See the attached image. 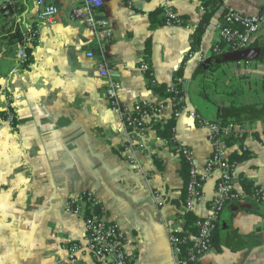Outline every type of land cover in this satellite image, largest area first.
Here are the masks:
<instances>
[{
  "label": "crops",
  "instance_id": "0c3cea01",
  "mask_svg": "<svg viewBox=\"0 0 264 264\" xmlns=\"http://www.w3.org/2000/svg\"><path fill=\"white\" fill-rule=\"evenodd\" d=\"M79 1L52 0L60 10L53 23L38 28L28 64L20 61L21 46L10 34H0V85L22 95L12 108V122L0 123V264H93L86 254L70 263L62 248L83 236L82 219L65 213L63 203L86 190L95 192L125 231L127 251L137 264H175L167 224L173 222L178 230L185 224L182 155L153 127L137 137L118 121L105 96L98 62L104 59L121 71L123 106L142 100L165 102L167 98L151 85L167 89L176 77L183 78L185 108L175 119L174 141L192 151L199 173L212 147L209 131L189 115L196 107H207L193 100L190 92L213 106L206 110L207 118L245 121L242 144L250 155L237 162L234 183L240 194L248 193L242 179L264 190L263 120L248 121L243 109L221 111L232 100L261 104L264 109V61L222 63L207 74L217 79V85L206 87L195 77L200 63L187 56L194 51L193 32L207 13L212 12L196 49L205 60L214 56L215 22L222 8L264 16V0H132L131 5L126 0H103L98 13L111 22L113 35L101 44L82 21L71 19L70 9ZM15 3L23 20L34 18L32 0ZM164 8L174 10L190 27L165 22L151 27L150 14ZM148 37L149 56L144 50ZM263 42L260 34L250 46ZM88 51L94 55L88 57ZM141 62L149 64L155 82L139 68ZM4 106L0 100V108ZM171 116L168 104L163 120ZM138 140L143 147L134 144ZM218 177L214 171L204 181L202 199L191 209L196 218L209 213ZM241 199L249 205H240ZM241 199L225 204L212 247L196 264H264V204Z\"/></svg>",
  "mask_w": 264,
  "mask_h": 264
},
{
  "label": "built area",
  "instance_id": "2783aa9c",
  "mask_svg": "<svg viewBox=\"0 0 264 264\" xmlns=\"http://www.w3.org/2000/svg\"><path fill=\"white\" fill-rule=\"evenodd\" d=\"M15 1L0 0V34L15 31L20 33L21 39L13 38V40L21 46L19 59L23 63L27 58V49L37 42L38 28L42 24L53 23L60 7L52 0H32L34 18L26 21L21 18ZM126 1L128 5L132 4V0ZM102 4L103 0H80L70 9L71 19L80 20L91 29L98 44L108 41L113 35L111 22L98 13ZM217 6L219 7L220 4ZM162 14L166 24L190 27L188 24H184L183 19L171 8H164ZM215 29L218 42H224L229 48L228 51L246 48L250 46L256 36L264 34V16L260 14L247 15L232 6H224L219 19L215 22ZM217 52L219 49L215 45L212 48V53ZM86 55L92 57L94 54L92 51H88ZM187 56L195 58L197 63H202L205 60L204 54L192 50L187 52ZM249 62L238 61L237 63L247 64ZM139 68L148 74L152 82H155L154 72L147 62H141ZM97 70L99 77L104 81V92L110 108L117 113L118 121L121 124L136 131L137 137H141L147 127H153L163 121L165 108L168 104L173 109L175 119L181 115L185 108L184 80L181 76L176 77L173 85L166 89L171 93L167 97L168 103H165L167 101L152 103L142 100L130 107L120 103L121 93L125 91L121 82V71L104 59L98 62ZM21 98L22 95L15 94L8 87L0 85V100H4L5 105L4 108H0V123L8 120L12 122V108L15 102ZM1 112L3 113L1 114ZM189 115L197 125L209 131L212 149L205 161L203 172L199 173L195 168L192 151L186 146L178 147L183 160L189 167L183 212L191 210L193 205L202 199L203 183L208 176L214 171H218L219 177L216 182V197L209 213L194 220L195 234L184 230V228L178 230L174 227L173 222H168L167 230L175 256V264H196L199 258L211 249L213 233L220 212L227 202L248 198L255 203L264 204L262 188L255 187L247 194H240L234 183L237 162L231 160L229 154L234 147L232 151L237 152L246 148L237 142L246 130V125L235 122L216 123L202 118L195 111H191ZM229 138L233 140V145L228 144ZM134 144L138 148L143 147V143L139 140ZM130 157L131 155H129ZM63 211L83 221L82 238L62 246L66 253V259L70 263L76 262L81 255L86 254L91 258L93 264H137L127 251L125 231L117 221L107 214L105 206L94 191H81L70 196L63 203Z\"/></svg>",
  "mask_w": 264,
  "mask_h": 264
},
{
  "label": "trees",
  "instance_id": "16d2710c",
  "mask_svg": "<svg viewBox=\"0 0 264 264\" xmlns=\"http://www.w3.org/2000/svg\"><path fill=\"white\" fill-rule=\"evenodd\" d=\"M213 3H215L216 1H212ZM215 5L213 4L212 7H214ZM162 9H158L155 10L152 14H150V19H151V24L150 26L152 27L153 25H155L156 23H164L165 22V18L162 16V18H158V15L162 13ZM212 12L207 13L205 15V17L203 18L202 22L199 24V26L194 30L193 35H192V39H193V50L196 51V49L198 48L200 41H201V37L203 34V30H204V25L208 22L210 16H211ZM11 38H18L19 40L21 39V35L18 31L15 32H11L9 33ZM150 38L148 37L146 39L145 42V55L149 56L150 54ZM253 43H251L250 45H252ZM264 45V42L262 43ZM35 43H33V45L31 47H29L27 49V58L24 61V63H30L32 61V56H31V51L32 48L34 47ZM217 46L219 49V52L217 53H213V55L216 54H221L223 52H226L229 50V48L226 46V44L224 42H217L216 44H214V46ZM254 45V44H253ZM222 65V63H207L204 64V62L200 63L199 66L197 67L196 70V78L199 79L206 87H213L217 85V79L215 78H209L207 77L208 73H213L215 70H217L220 66ZM179 75V74H177ZM151 87L157 91L163 94V96H165V98L169 97L171 95V93L166 91V88L163 89V86H158L157 84L151 85ZM227 92H229L231 95H235L233 90H227ZM197 109L195 110L196 113L201 116L202 118H206V110L207 109H200L199 107H196ZM240 109H243L244 114L246 115V118L248 121H253L256 119H262L264 122V109L263 106L261 104H247V105H243L240 103H237L235 101H230L229 104L222 108L221 111L222 113H228L231 114V111L236 110L238 113L240 111ZM239 119V118H238ZM210 121L216 122V123H220V124H226L228 122H235V123H244L245 121L243 120H223V121H215V120H211ZM174 126H175V118L174 117H170L167 118L165 120H163L162 122H160L159 124H156L153 126V128L155 129L157 135L168 141L169 145L173 147V150H177L179 146L176 145L175 141H174ZM245 134H242L241 137L237 140V142L239 144H242L243 138H244ZM228 144L229 145H233V140L231 138H229L228 140ZM264 144V142H263ZM250 155V151L246 148L242 149L240 152L237 151H231L229 154V157L231 160H234L236 162H240L244 159H247ZM188 164L187 162H185L184 160H182V167L180 169V174L184 179L185 184L188 181ZM242 185L245 189V191H247L248 193L251 192L256 186H253L252 183L247 180V179H242ZM183 198H185V188H184V192H183ZM183 217L185 219V224H184V230H188L189 232H192L193 234L196 233V229L193 225L194 220L196 219V217L192 214L191 210H186L183 213Z\"/></svg>",
  "mask_w": 264,
  "mask_h": 264
},
{
  "label": "water",
  "instance_id": "95a60500",
  "mask_svg": "<svg viewBox=\"0 0 264 264\" xmlns=\"http://www.w3.org/2000/svg\"><path fill=\"white\" fill-rule=\"evenodd\" d=\"M263 60L264 61V45L261 46H248L246 48L226 51L221 54H216L209 57L204 61V64L209 63H231L238 61H253ZM238 203L242 206L249 205L246 199H241Z\"/></svg>",
  "mask_w": 264,
  "mask_h": 264
},
{
  "label": "rangeland",
  "instance_id": "374dc122",
  "mask_svg": "<svg viewBox=\"0 0 264 264\" xmlns=\"http://www.w3.org/2000/svg\"><path fill=\"white\" fill-rule=\"evenodd\" d=\"M232 63V62H231ZM226 85H229V83L226 82ZM190 97L193 99V100H196V101H199V104L202 106V107H207V109H213V106H211L209 104V102L207 100H203V99H200L198 98L196 95L193 94V92H190ZM233 101V100H232ZM43 245L46 246V242L43 241Z\"/></svg>",
  "mask_w": 264,
  "mask_h": 264
}]
</instances>
